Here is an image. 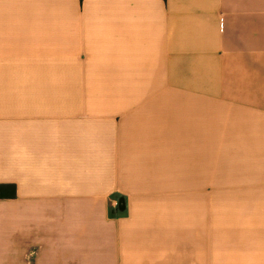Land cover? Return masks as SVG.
Listing matches in <instances>:
<instances>
[{
	"label": "crops",
	"instance_id": "0c3cea01",
	"mask_svg": "<svg viewBox=\"0 0 264 264\" xmlns=\"http://www.w3.org/2000/svg\"><path fill=\"white\" fill-rule=\"evenodd\" d=\"M0 185V264H264V0H0Z\"/></svg>",
	"mask_w": 264,
	"mask_h": 264
},
{
	"label": "trees",
	"instance_id": "16d2710c",
	"mask_svg": "<svg viewBox=\"0 0 264 264\" xmlns=\"http://www.w3.org/2000/svg\"><path fill=\"white\" fill-rule=\"evenodd\" d=\"M14 185H0V200L1 199H11L16 195Z\"/></svg>",
	"mask_w": 264,
	"mask_h": 264
},
{
	"label": "water",
	"instance_id": "95a60500",
	"mask_svg": "<svg viewBox=\"0 0 264 264\" xmlns=\"http://www.w3.org/2000/svg\"><path fill=\"white\" fill-rule=\"evenodd\" d=\"M119 209H120L121 211H124V210H125V201H124L123 198H121V199L119 200Z\"/></svg>",
	"mask_w": 264,
	"mask_h": 264
}]
</instances>
